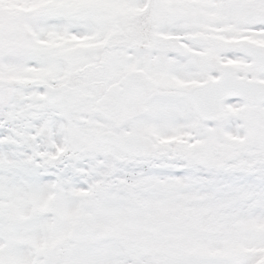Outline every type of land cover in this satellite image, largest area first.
<instances>
[{"label":"snow or ice","instance_id":"1","mask_svg":"<svg viewBox=\"0 0 264 264\" xmlns=\"http://www.w3.org/2000/svg\"><path fill=\"white\" fill-rule=\"evenodd\" d=\"M0 264H264V0H0Z\"/></svg>","mask_w":264,"mask_h":264}]
</instances>
